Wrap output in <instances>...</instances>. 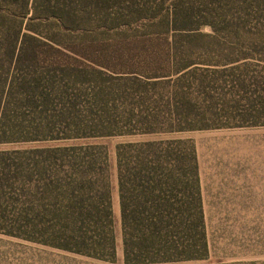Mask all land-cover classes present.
<instances>
[{"label": "trees", "instance_id": "1", "mask_svg": "<svg viewBox=\"0 0 264 264\" xmlns=\"http://www.w3.org/2000/svg\"><path fill=\"white\" fill-rule=\"evenodd\" d=\"M162 3L159 7L146 0H0V144L264 126V102L259 107L239 106L228 112L233 117H199L203 113L193 97L194 89L209 94L228 86L231 93L264 100V75L246 70L249 56L257 54L264 61V41L241 36L173 39L171 30L210 21L206 17L197 21L173 0ZM97 13L116 15L113 20L123 26L160 19L166 29L104 46L124 52L118 59L127 69H121L119 77L134 81L130 102L144 107V116L80 117V89L93 64L114 68L107 61L92 64L82 53L92 45L79 43L70 34L90 27ZM212 50L225 53L222 63H198L189 59L191 55L188 60L182 56ZM202 65L227 69L230 80L201 76L190 83ZM115 157L124 263L207 259L195 144L183 139L125 143L116 147ZM113 223L104 147L65 144L0 152V234L114 262Z\"/></svg>", "mask_w": 264, "mask_h": 264}, {"label": "rangeland", "instance_id": "2", "mask_svg": "<svg viewBox=\"0 0 264 264\" xmlns=\"http://www.w3.org/2000/svg\"><path fill=\"white\" fill-rule=\"evenodd\" d=\"M146 1L160 7L163 1L172 0ZM173 1L187 13L194 15L197 21L204 22V17L210 21L201 27L188 24L184 31L171 30L168 34L173 39L193 36L209 41L212 37L235 39V36H241L242 39L264 41V0ZM217 13L222 16L218 17ZM101 14L93 16V24L90 27L70 33L79 43L92 45L89 49L82 50L83 55L89 57L92 64L95 60L102 63L107 61L108 65L114 67L107 70L93 64V69L89 71L86 82L82 83L80 89L82 112L80 117H141L144 107L130 102L132 100L130 95L136 89L134 81L119 77L121 69H127L123 61L118 59L124 52L116 51L117 48H110L111 46H104L124 37L161 34L166 29L160 26V19L154 23L139 21L130 26H123L119 25L121 22L116 24L118 20H113L116 15ZM223 54L212 50L186 52L182 56L188 60L186 56L191 55L192 58L189 59H194L198 63L215 64L224 61ZM249 57H252L246 62L249 74L264 75V61L260 60L262 58L257 54ZM225 70L212 66L205 69L202 65L194 77L190 78V83H195L201 76L215 81L230 80L227 78L230 77V71ZM219 83H222V80L217 81V85ZM218 89L209 94L194 89L193 97L196 100L194 102L200 113H203L199 117H233L235 114L228 112L239 109V106L253 103L259 107L261 105L259 103L264 102L256 95L231 93L228 86ZM124 93L126 96L120 98ZM131 109H134L133 112ZM261 117H264V114ZM168 139L191 140L195 144L209 248V255L205 260L173 264H264V126L111 136L68 142L0 144V152L65 144L104 147L108 153L116 241L115 261L104 262L0 234V264H125L121 244L116 147L125 143Z\"/></svg>", "mask_w": 264, "mask_h": 264}]
</instances>
